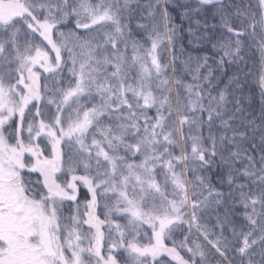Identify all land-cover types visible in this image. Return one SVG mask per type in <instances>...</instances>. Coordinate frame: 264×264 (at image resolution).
<instances>
[{
    "label": "snow or ice",
    "instance_id": "snow-or-ice-1",
    "mask_svg": "<svg viewBox=\"0 0 264 264\" xmlns=\"http://www.w3.org/2000/svg\"><path fill=\"white\" fill-rule=\"evenodd\" d=\"M195 4L0 0V264H264V112L247 125L261 135L257 157L233 127L238 77L220 87L252 42L264 95V0L256 11ZM177 8L190 35L216 28L193 20L215 8L203 19L228 37L211 44L218 58L188 56L191 82L169 75ZM213 164L227 169V196ZM229 199L246 224L227 210L200 222Z\"/></svg>",
    "mask_w": 264,
    "mask_h": 264
},
{
    "label": "trees",
    "instance_id": "trees-1",
    "mask_svg": "<svg viewBox=\"0 0 264 264\" xmlns=\"http://www.w3.org/2000/svg\"><path fill=\"white\" fill-rule=\"evenodd\" d=\"M176 0H173L175 3ZM180 2H190L193 7H196L195 0H180ZM225 3H230L236 5L241 11L244 10L245 6L251 7L252 11H256V0H225ZM171 10V9H170ZM182 11V9L172 10V15L175 17L174 22L178 25H182V30L178 33L179 39L175 45V55H176V71L175 73L172 70H169V75L174 79L178 78L185 82H191V74L184 71V61L188 58V56L192 57H214L218 58L217 54L211 47L212 43H215L219 39H227V34L223 31L221 26V21L219 19L212 20L209 18L205 21L203 17L208 15L209 12L214 13L216 11L213 9H203L199 16H194L193 20L200 19L202 23H208L209 25H216L215 29H197L195 24H192L194 35H190L187 31L189 28V22L187 20H182L177 16V13ZM235 9H233V12ZM144 21H141L143 23ZM235 26V25H234ZM71 27V26H69ZM83 35V33H81ZM212 37L211 43L204 37ZM244 55L245 62L244 64L237 63L232 68H230L227 72L226 76L221 77L223 83L220 85L223 88L226 84H229V77L236 76L238 77L240 84L238 86H233L230 88V92L235 95L236 99L240 101V105L242 107V112L237 114L236 123L233 127H238L242 132H246V138H242L239 142L240 147L242 149H247L249 154L259 156L258 152H253L252 147L255 145L257 148L261 142V135L258 130L253 131L247 127L249 120H255L257 125L261 123V113L264 112V95H262L261 88L259 86V73L261 68V53L255 43L249 42L248 50L246 53H242ZM170 58V56H169ZM209 63H212V60H209ZM194 66V65H193ZM203 71V70H202ZM213 95H216L214 92ZM233 101L231 99V95L229 96V104L227 107V112L231 114L233 109ZM225 119H228V116L225 115ZM219 124V121H217ZM229 135H231L229 133ZM250 141V142H249ZM235 167L239 168L240 164H236ZM208 177L211 179L214 187L220 191L227 194L230 191H234V189H230L229 186L224 183V178L227 175V169L224 168L221 164H213L211 170L207 173ZM238 182H246V181H238ZM228 205H232L229 209ZM229 211L235 213V219L237 224L244 223L243 213L245 209L239 204H235L231 199L227 200V204L222 206L213 205L208 209L202 210V219L201 223L207 224L211 227L216 223V216L223 215L225 211ZM257 210L259 211V206H257ZM250 211V210H249ZM123 223V221H121ZM193 231V239H196L198 234L195 232V227L192 229ZM181 233L187 234L186 226L175 233L174 239L179 241L182 239ZM225 235L231 238L230 232H225ZM202 242V238H200ZM214 264H218V262L214 261Z\"/></svg>",
    "mask_w": 264,
    "mask_h": 264
}]
</instances>
